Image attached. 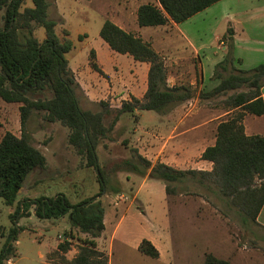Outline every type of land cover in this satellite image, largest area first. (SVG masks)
Here are the masks:
<instances>
[{
	"label": "trees",
	"instance_id": "obj_1",
	"mask_svg": "<svg viewBox=\"0 0 264 264\" xmlns=\"http://www.w3.org/2000/svg\"><path fill=\"white\" fill-rule=\"evenodd\" d=\"M24 1L0 0V12L3 11L0 25V97L7 102L21 104L22 129L21 136L8 131L0 141V197L8 205L16 204L12 214L15 223L19 216L30 213L29 209L34 205L33 210L38 217L51 219L67 216L73 228L89 235L82 240L73 259L69 260L65 256L72 246L68 237L59 243L55 251L61 253L62 260L57 261L55 257L49 256L50 259H55L59 264H109L108 255L98 248L96 241L106 227L105 207L100 197L108 191V182L97 154L99 141L113 130L123 114L135 113L136 110L166 114L193 97L194 89L189 84L169 85L164 56L141 36L107 19L100 30L101 38L114 51L129 54L136 61L149 63V70L144 96L139 98L132 95L123 100L120 107L110 108L107 114L113 113L114 117L106 127L103 114L84 110L80 106L77 91L81 87L66 57L73 43L68 37L69 32L63 36L57 34V21L49 17L50 2L32 0L33 7L22 9ZM157 1L139 7L140 26L165 25L171 20L180 23L219 0ZM37 26L45 28L42 41L35 35ZM233 33V28L229 27L223 37L227 53L216 65L213 75L219 84L211 90L202 89L200 98H211L242 86H247L249 91H240L227 97V106L231 107L229 110H240L219 122L215 144L208 146L202 153V159L213 162L212 171L182 170L162 161L153 163L136 148L131 157L121 159L113 167L115 171L125 170L161 180L165 183L167 194L176 193L175 186H172L176 184L193 182L206 186L227 206L236 203L245 208L246 213L257 222L264 205V135H247L244 118L247 113L264 114V100L260 92L264 84V62L251 69L238 68L235 65L239 60L234 55ZM90 64L94 70L104 74L94 50L91 51ZM45 91L51 95L46 98L32 97ZM34 110L45 111L48 120L60 121L70 129V144L85 160L86 167L93 168L98 175L100 191L96 195L75 204L63 193L19 200L20 190L31 172L47 165L46 156L32 144L27 132L28 120ZM113 191L119 192L120 189L114 188ZM21 230L20 226L11 230L0 252V264L14 255L13 241L17 240ZM138 249L150 257H160L159 249L147 238L140 242ZM203 264L231 263L207 253Z\"/></svg>",
	"mask_w": 264,
	"mask_h": 264
},
{
	"label": "rangeland",
	"instance_id": "obj_2",
	"mask_svg": "<svg viewBox=\"0 0 264 264\" xmlns=\"http://www.w3.org/2000/svg\"><path fill=\"white\" fill-rule=\"evenodd\" d=\"M48 1L49 17L57 21L56 32L63 36L70 31L73 47L66 53L68 62L79 66L81 78L86 82L90 93L99 98L98 101H91L80 89L77 91L80 106L84 110L103 114V124L107 127L114 117L113 113L107 114V111L120 107L122 98L129 99L135 95L132 91L140 93L145 80L148 86V70H145L147 64L135 66L132 56L114 52L100 36L104 22L109 19L104 17V13L113 10L118 2L124 0ZM29 3L32 4V0H25L22 9ZM221 14L222 12H215L212 19H204V15H200L197 21H192L189 25L192 30L203 33L204 36V32L209 33L214 24V17H220ZM2 15L3 11L0 12V25ZM148 28L155 30L158 42L162 41L174 50L176 46L181 47L180 55L183 54L182 46L185 41L175 30L165 33L161 31V27ZM35 32L38 38H44L43 26H37ZM92 50L95 51L104 74L91 66ZM168 68L172 72L177 70L169 65ZM204 83L207 90L214 88L213 81L209 78H205ZM197 90L198 87L194 89V95ZM240 91H249V88L242 86L232 89L225 94L202 99V103L212 111L211 117H216L231 108L227 106V97ZM50 95V92L45 91L32 97L46 98ZM101 101L105 103L101 104ZM20 105L0 97V141L8 131L17 136L22 135ZM239 110L220 119H226ZM45 114V111L34 110L28 120L27 132L32 144L46 156L47 165L31 172L21 193L31 191V195H36L34 197L63 193L72 204L93 197L100 191L96 171L86 167L85 160L70 144V129L60 121L48 120ZM158 126L163 124L160 122V115L153 110L125 113L97 146L100 166L108 182V191L100 199L105 207L104 220L106 219L107 224L101 234V242L105 244L104 251L109 257V264H203L207 253H213L231 264H264V229L257 225L242 206L236 203L234 206H227L224 200L206 186H199L197 183L172 185L175 186L176 193L167 194L165 183L161 180L135 173L129 180L128 171L114 170V164L131 157L134 148L140 152L141 145L151 151L154 145L147 139H156ZM185 186H188L187 190ZM114 188H119L120 191L114 192ZM16 207V204H6L0 197V252L6 245L11 230L18 226L22 229L17 240L13 241L14 255L5 260L4 264H9V260L14 261V264H45L42 255L57 241L61 243L68 237L72 239V247L78 250L82 240L89 237L78 228H73L65 216L47 220L35 216L31 209L34 205L29 209L30 213L19 216L15 223L12 214ZM151 233L163 238L162 259L145 255L138 249L139 241ZM60 234L62 238H59ZM56 250L53 249L49 256L58 261L61 253H55Z\"/></svg>",
	"mask_w": 264,
	"mask_h": 264
},
{
	"label": "crops",
	"instance_id": "obj_3",
	"mask_svg": "<svg viewBox=\"0 0 264 264\" xmlns=\"http://www.w3.org/2000/svg\"><path fill=\"white\" fill-rule=\"evenodd\" d=\"M150 2L157 3L158 1H120L118 2V6H115L113 10H107L104 13V17L109 18V20L113 21L124 30L141 36L145 41L150 42L154 48L158 42L154 32L155 30H150L152 28L148 27H161V31L165 33L175 30L185 41V45L182 46V55H180L181 47L176 46V51L171 49L170 45H166L162 41H159L158 47H156L157 49L155 48L158 52L163 54L167 67L169 65L170 67L177 68L174 72L168 68V83L171 86L175 84H189L193 89L198 87V90L193 97L180 103L170 112L166 114L158 113L160 115V122H162L163 126H158L156 129V139H147L149 141L151 140L152 145H154L152 146V150L148 151L140 145V153L150 159L153 163L162 161L182 170L195 169L199 171H212L213 162L202 159V153L208 146L215 144L217 127L219 122L223 120L220 119V117L232 113L234 109L227 110L219 116L211 117L212 111L207 109L202 103L200 92L202 89L207 90L204 83L205 78H209L213 81L214 87L219 84V80L214 79L213 75L216 65L224 59L227 53V46L223 42V37L227 33L229 27L234 30V55L239 60L235 65L238 68L251 69L264 62V0H219L180 23L171 20L165 25L140 26L138 23V9L141 5ZM33 6L32 2V4L29 3L27 7ZM215 12H222V14L220 17H214L215 22L211 25L209 33L204 32V36H202L203 33L199 34L197 31L192 30L189 23L197 21L196 19H198L197 17L200 15H204V19H212V15L214 16ZM68 32V37L70 38V31L68 30ZM58 35L61 36V34ZM44 38H39V40L42 41ZM212 48H214V50H211ZM96 53L99 56L98 50ZM141 64H147L145 70H149V63L136 61L134 59L135 66ZM69 65L75 73L85 96L91 101H98L99 98L93 97L90 93V89L86 86V82L81 78L82 71L79 66L72 65L71 61H69ZM146 90L147 86L145 80L140 93H136L135 91L132 92L135 94L134 96L142 98L146 93ZM260 92L264 100V84L262 85ZM124 99L127 98H122V100ZM251 122L254 124H251ZM244 125L247 135H264V114H246ZM165 136H167V138H165ZM159 144L160 146H158ZM57 162L60 163L59 161ZM66 172L68 173V170H66ZM131 175L133 176V172L128 173L129 180H131ZM22 188L19 193V200L38 198L39 196H52L42 194L34 197L36 195H31V191H28V193L23 192L22 194ZM31 209L33 210V208ZM104 221L105 226L107 227L106 219ZM256 221L257 225L264 229V205L261 208ZM104 231L102 233H104ZM59 238H62L61 234L59 235ZM101 238L102 235L97 237L96 241L98 248L104 251L105 244L101 242ZM147 238L151 240L160 251V257L157 259H162L163 251L161 249V242L163 241V238L156 233H151ZM69 240L72 241V239ZM140 242L141 241H139V244ZM58 245L59 241H57L54 246H51L45 255H42L45 264H59L55 259H49V254L53 249H58ZM77 251L76 247L71 246V249L65 253V256L71 260L77 254ZM8 262L9 264H14V261L12 260H9Z\"/></svg>",
	"mask_w": 264,
	"mask_h": 264
}]
</instances>
